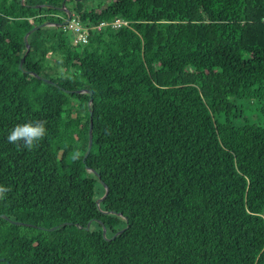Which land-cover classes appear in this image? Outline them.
<instances>
[{
  "label": "trees",
  "instance_id": "1",
  "mask_svg": "<svg viewBox=\"0 0 264 264\" xmlns=\"http://www.w3.org/2000/svg\"><path fill=\"white\" fill-rule=\"evenodd\" d=\"M62 3L128 26L30 33L22 68L52 84L18 64ZM236 100L264 105V0H0V214L24 223L0 217V264H264V124ZM32 120L35 150L7 142Z\"/></svg>",
  "mask_w": 264,
  "mask_h": 264
},
{
  "label": "clouds",
  "instance_id": "2",
  "mask_svg": "<svg viewBox=\"0 0 264 264\" xmlns=\"http://www.w3.org/2000/svg\"><path fill=\"white\" fill-rule=\"evenodd\" d=\"M47 122L44 120L26 121L15 125L7 135V142L19 149L33 151L47 136ZM80 153L75 151L72 160L78 159ZM11 191L10 186L0 185V200H4Z\"/></svg>",
  "mask_w": 264,
  "mask_h": 264
},
{
  "label": "water",
  "instance_id": "3",
  "mask_svg": "<svg viewBox=\"0 0 264 264\" xmlns=\"http://www.w3.org/2000/svg\"><path fill=\"white\" fill-rule=\"evenodd\" d=\"M21 1H23V0H21ZM34 7H39V6H34ZM59 10H60V11H63V12L66 14V18H65L63 21H61V22H59V23H55V24H53V23H49V22H45V23H42V24H39V25L34 26L32 29H30L28 32L25 33V35H24V37H23V41H24V44H25V47H26V51H25L24 56L21 58V60H20V62H19V64H18V68H19L23 73H29V74H32V75L38 77V78H41L40 76H38V75H36V74H34V73L30 72V71H26V70H24V69L22 68V64H23V61H24V57H25V55L27 54V52L29 51V43H28V41H27V37L29 36L30 33H32L33 31H35V30H37V29H39V28H41V27H46V26H57V27H63L64 25H66L67 22L69 21L70 17H71L72 12L64 6V3H62V7H60ZM41 79H43V80H44L45 82H47V83H52V84H53V82L50 81V80H48V79H45V78H41ZM64 91H65L66 93H76V94H81V93H85V92H87L86 90H74V91H73V90H64ZM88 92H89V95H90V100H89V102H88V107H90V102H91V92H90V91H88ZM88 137H89V139H88V146H87L86 152H85L84 157H83V162H85V160H86V158H87V156H88V154H89V152H90L91 146H92V112H91V111H90V117H89V131H88ZM85 167H86V170H87L88 172L93 173V174H96V176L100 179V175L97 174V172H96L94 169L88 167L86 164H85ZM100 182H101V184L104 186L105 193H104V195H103L101 198H99V199L96 201V206H97L98 208H99V205H100L101 201H103V200L106 198V196H107V194H108V192H109V189H108V187L104 184V182H103L102 180H100ZM105 213L110 214L111 212H105ZM0 217L3 218V219H5V220H7V221H10V222H12V223H14V224H24V223H22V222L12 221V220H10V219H9L6 215H4V214H0ZM89 224H90V222H88L87 225H86L85 227H83V228H84L85 230H88V228H89ZM77 226H78V225H77ZM78 227L80 228V226H78ZM55 228H56V227H51V228H48V229H46V228H41V229L51 231V230H53V229H55ZM122 230H123V229H122ZM122 230H120V231H118L117 233H115V234L113 235V237H115L117 234H119ZM102 235H103V237H105V227H104V226H102ZM3 260H4L3 258H0V261H3Z\"/></svg>",
  "mask_w": 264,
  "mask_h": 264
},
{
  "label": "built area",
  "instance_id": "4",
  "mask_svg": "<svg viewBox=\"0 0 264 264\" xmlns=\"http://www.w3.org/2000/svg\"><path fill=\"white\" fill-rule=\"evenodd\" d=\"M121 26H128V21L116 18L110 22L105 21L100 22L98 25L88 26L82 23L80 17L76 13H72L67 24L63 26V29L67 30L71 34V45L80 46L88 42V37L91 30L100 31L105 27L118 29Z\"/></svg>",
  "mask_w": 264,
  "mask_h": 264
},
{
  "label": "rangeland",
  "instance_id": "5",
  "mask_svg": "<svg viewBox=\"0 0 264 264\" xmlns=\"http://www.w3.org/2000/svg\"><path fill=\"white\" fill-rule=\"evenodd\" d=\"M110 1L111 0H81L85 7L94 8L104 7ZM56 57V54L51 55L49 62L54 65ZM235 104L242 109L244 116L247 117L250 122L264 124V113L260 111L264 105L257 102L253 103L250 100H236ZM80 112H82L81 109Z\"/></svg>",
  "mask_w": 264,
  "mask_h": 264
}]
</instances>
